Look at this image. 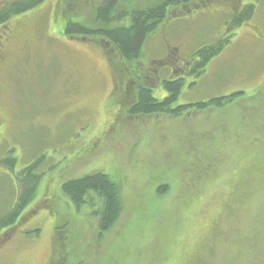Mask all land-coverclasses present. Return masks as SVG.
Masks as SVG:
<instances>
[{
  "label": "rangeland",
  "instance_id": "rangeland-1",
  "mask_svg": "<svg viewBox=\"0 0 264 264\" xmlns=\"http://www.w3.org/2000/svg\"><path fill=\"white\" fill-rule=\"evenodd\" d=\"M16 1L24 0H0V13ZM104 1L42 0L0 22L4 36L24 30L0 78V161L16 162L12 172L0 163V221L16 204L21 170L44 158L31 210L0 230V240L8 237L0 264H264V0H195L171 9L148 39L139 62L155 68L156 54L171 49L182 65L229 38L172 106L242 93L239 104L187 108L179 118L129 116L118 98L122 56L100 36L66 33L69 22L97 27ZM155 1L123 0L117 10ZM248 4L250 21L231 27ZM159 91L151 94L164 99L166 88ZM96 172L117 183L123 202L104 234L96 215L61 191Z\"/></svg>",
  "mask_w": 264,
  "mask_h": 264
},
{
  "label": "trees",
  "instance_id": "trees-1",
  "mask_svg": "<svg viewBox=\"0 0 264 264\" xmlns=\"http://www.w3.org/2000/svg\"><path fill=\"white\" fill-rule=\"evenodd\" d=\"M42 0H24L16 1L6 12L0 13V22L6 19L8 12L18 14L41 3ZM123 0H105L97 8V27H88L80 23L69 22L66 27V33L70 35H81L83 37L100 36L118 50V53L127 61L139 59L148 39L156 33L167 20L171 9L177 7L190 6L195 0H158L148 8H135L131 12L118 11V7ZM239 14L235 15L231 27H240L250 21L255 6L248 4ZM183 16V15H181ZM128 19L127 25H121L122 21ZM117 24H114L116 23ZM230 27V28H231ZM227 39H223L211 46H205L196 52L195 57L199 59L196 63V69L203 73L209 62L218 56ZM166 90L168 96L163 100H157L151 94L152 92L143 91L137 106L132 108L129 113L139 114H161L165 113L174 117H180L183 110L195 108L206 110L212 106L222 107V100H211L206 103H193L190 105H178L172 108L181 94L182 85L179 83L167 84ZM184 119V118H180ZM204 145V144H203ZM202 146V143L200 144ZM188 158V154L186 155ZM44 158L37 159L31 165L21 170V178L18 180V194L15 206L0 221V230L8 229L17 224L23 211L29 208L36 197L38 187L43 176L38 173V169ZM3 164L10 172L16 167V162L12 157H7ZM120 187L112 178L103 173L96 172L85 175L81 178L71 179L63 183L61 187L62 194L66 196L80 211L86 208L98 220V230L104 234L112 228L118 221L123 211V202L120 196ZM169 187L160 188L159 192L165 194ZM53 207H49V212H53ZM31 210V209H28ZM59 229V227L57 228ZM11 235V230L8 232ZM8 237L0 240L2 244ZM56 264H62L59 259H55Z\"/></svg>",
  "mask_w": 264,
  "mask_h": 264
},
{
  "label": "flooded vegetation",
  "instance_id": "flooded-vegetation-1",
  "mask_svg": "<svg viewBox=\"0 0 264 264\" xmlns=\"http://www.w3.org/2000/svg\"><path fill=\"white\" fill-rule=\"evenodd\" d=\"M3 28H7V26L6 27L4 26ZM22 28L23 27H16V29L14 27L8 28V30H9L8 36H6V35L4 36V33L0 29V78L2 76L1 74L3 73V71L6 68L5 66H6L7 53L9 51L14 50V48L10 47V46L13 45L14 41L17 40L18 37L16 38V34L24 31ZM226 39L229 40V38H226ZM107 44L111 45L110 53L115 52L118 54V50L115 47H113L111 42H109V43L107 42ZM175 55L176 54L174 52H171V49L166 54H163L161 56L156 54L155 55L156 58H152L149 61L151 63V65H155L154 66L155 68L146 67L147 65L144 61L142 63L139 62L141 60L140 58L134 59L132 61H127L126 59H124V57H121L122 58L121 62L125 67L124 71H127V72L125 74V76H126L125 79L123 81H121L122 82L121 85H123V86L121 87V92L118 95V98L121 100L120 101L121 103L129 105L128 111H130L133 107L135 108L137 106L138 102L140 101V98H141L143 91L148 90V91L152 92V90L154 88L159 86L160 90H161V91H159V93H160V95L164 96L163 91L167 87V84H169V83H179L181 85H184L187 82H188V85H192L195 83L196 79L201 75L195 67L196 63L199 62V59H197L195 57L196 53L194 54V56L190 60L185 61L182 65H178L175 63L177 60V56H175ZM165 65H167L169 67V69H164ZM164 70H165V72L169 71V74H164ZM146 83H150L151 86H147ZM154 85H157V86L154 87ZM126 90H128V91L126 92ZM1 91L2 90L0 87V93H1ZM128 92H130V94H128V97H127L126 94ZM165 93H167L166 94V97H167L168 91L166 90ZM240 94L242 95V93H237V94H233L230 96L216 98L215 100H219V99L223 98L222 106H224L225 104H227L229 102L231 103V106H232V104L233 105L239 104L240 100H239V98L238 99H236V98ZM154 98H155V96H154ZM159 98H160V96H159ZM155 99L163 100V99H158V98H155ZM236 100H238V101H236ZM131 115H133V114L129 113V116H131ZM134 115L140 116V115H145V114L139 113V114H134ZM134 117H136V116H134ZM3 127H4V123H2V127L0 128V141L2 140L1 139V137H2L1 131L3 130ZM3 161L4 160L0 161V163H3Z\"/></svg>",
  "mask_w": 264,
  "mask_h": 264
}]
</instances>
